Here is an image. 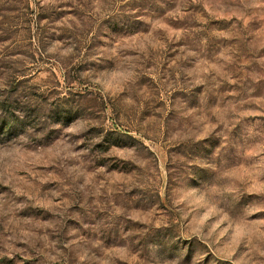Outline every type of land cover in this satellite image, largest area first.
I'll return each mask as SVG.
<instances>
[{"label":"rangeland","instance_id":"374dc122","mask_svg":"<svg viewBox=\"0 0 264 264\" xmlns=\"http://www.w3.org/2000/svg\"><path fill=\"white\" fill-rule=\"evenodd\" d=\"M0 264H264V0H0Z\"/></svg>","mask_w":264,"mask_h":264}]
</instances>
